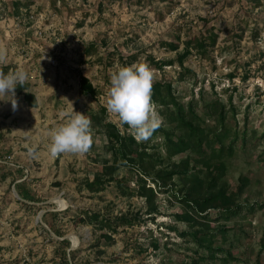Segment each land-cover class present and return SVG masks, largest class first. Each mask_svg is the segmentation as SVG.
<instances>
[{
	"label": "rangeland",
	"instance_id": "1",
	"mask_svg": "<svg viewBox=\"0 0 264 264\" xmlns=\"http://www.w3.org/2000/svg\"><path fill=\"white\" fill-rule=\"evenodd\" d=\"M2 1L7 56L0 71L23 68L29 79L15 90L16 110L11 95L0 97V264H264V206H245L229 219L209 208L204 217L177 195L197 180L202 194L225 189L232 205L264 202V0ZM195 36L206 45H187ZM161 60L170 63L159 67ZM141 62L162 83L152 100L163 123L138 141L149 153L144 161L123 162L107 125L131 131L106 101L111 75ZM80 73L96 95L80 91ZM25 91L35 93L36 104ZM217 98L225 104L222 127L203 111ZM173 99L208 132L226 135L207 151L172 150L171 140L184 134ZM70 110L91 120L93 145L82 155L52 157L49 133ZM94 178L112 179L94 191L86 184ZM144 181L154 188L152 200L138 193ZM86 210L134 221L112 227L81 220ZM187 231L208 232L216 251Z\"/></svg>",
	"mask_w": 264,
	"mask_h": 264
},
{
	"label": "trees",
	"instance_id": "2",
	"mask_svg": "<svg viewBox=\"0 0 264 264\" xmlns=\"http://www.w3.org/2000/svg\"><path fill=\"white\" fill-rule=\"evenodd\" d=\"M20 3L21 1L16 2L17 5H20ZM192 39L187 40L186 44L192 45V43H194L199 47H203L206 45L205 42L197 36L193 37ZM216 40H217V33L211 32L212 43H215ZM171 46H173V48H176L178 44L173 42ZM88 51L91 50L89 49ZM131 57L132 60L134 59L133 57L135 56H131ZM180 61L181 64H183V59ZM167 63L170 62H167V60H161V61H157L156 65H158L159 67H163V65ZM162 87H163L162 83L159 80H156L154 82L152 95L156 99L160 98ZM19 90H23V86H20ZM80 91L84 94H90V95H96L98 93L97 86L93 83L90 77L84 73H80ZM24 95L25 98L29 101V103L31 104L37 103L36 95L34 92L25 91ZM173 102H175L177 105L176 117L178 119V122L180 123V126L184 130V134L180 136L178 139L171 140L170 148L172 150L177 152V151H184L189 148H195L198 150L207 151V149L205 148L206 145L212 146L216 141L222 139V137L225 134V132L222 129L221 130L213 129L212 131L208 132L203 126L197 124L195 120L186 113L184 105L179 100L173 99ZM191 105L192 104H190L189 106ZM203 111L207 117L216 119L217 122L221 125V127L225 125L224 122L225 104L222 101H220L218 98L206 102ZM88 115L92 119H95L96 121L99 120L98 112L90 111L88 112ZM107 127H108V136L110 138L111 143L114 145L117 157L121 156L123 162H130V160L136 161V159L144 161L145 157L149 153L145 149H142V143L138 142L132 133L123 132L115 122H109ZM234 141L235 140H233L228 146L230 152L233 149ZM216 150L217 149H215V151ZM211 157L210 159H212ZM107 165L108 168L111 167V169H109L107 173L108 174L113 173L114 172L113 164H107ZM110 179L112 178H94L91 180H87L86 184L90 190L98 191L104 189L106 183ZM119 182H121L120 179ZM160 188L163 189L162 187ZM200 189H201L200 183L197 180H194L191 182L188 191L185 194L183 195L177 194V195L179 199H181V201L187 206L189 212L204 217H209L210 215L209 208L216 209L219 217L229 219L232 215H236L240 213L245 206H247L251 210H255L257 206L260 208L264 206V202L259 203L257 201L255 203L240 202L232 205L233 202L231 200L230 194H228L225 189H220L216 192H210L205 194H202ZM128 191H130L128 188L124 189V192L128 193ZM129 193H132V191ZM138 193L140 195L146 196L149 200H152L153 196L155 195L154 188L151 185H147L145 181L141 184ZM178 216L187 217V214L179 213ZM85 218L96 221H102L104 225L115 227L113 224L115 220L109 218L103 219L99 211L86 210L84 211V215L81 216L80 219L84 220ZM133 221L134 220L132 216H123L115 223L119 225L125 222L131 223ZM187 233L192 234V238L195 239V241H197L198 243H201L203 247L207 248L212 254L216 251V247L210 243L211 238L207 236L208 232L187 231ZM204 241H208V242L206 244H203ZM155 245L157 246V243ZM65 259L68 261L67 257H65ZM197 263L198 262L196 259L194 261H191V264H197Z\"/></svg>",
	"mask_w": 264,
	"mask_h": 264
},
{
	"label": "clouds",
	"instance_id": "3",
	"mask_svg": "<svg viewBox=\"0 0 264 264\" xmlns=\"http://www.w3.org/2000/svg\"><path fill=\"white\" fill-rule=\"evenodd\" d=\"M7 49L0 47V63L6 60ZM157 73L149 64L141 62L122 66L111 75L106 108L118 117L121 126L127 124L137 141H144L161 127L163 120L152 100L153 84ZM29 74L23 68L7 73L0 71V97L11 95L13 110L17 108L15 90L23 86ZM74 109V108H73ZM87 115L70 110L68 118L49 133L52 157L61 154H85L93 145V130ZM35 152V147L30 149Z\"/></svg>",
	"mask_w": 264,
	"mask_h": 264
},
{
	"label": "built area",
	"instance_id": "4",
	"mask_svg": "<svg viewBox=\"0 0 264 264\" xmlns=\"http://www.w3.org/2000/svg\"><path fill=\"white\" fill-rule=\"evenodd\" d=\"M3 1L2 0H0V18H2V16H3ZM39 33L40 34H42V31L41 30H39Z\"/></svg>",
	"mask_w": 264,
	"mask_h": 264
}]
</instances>
